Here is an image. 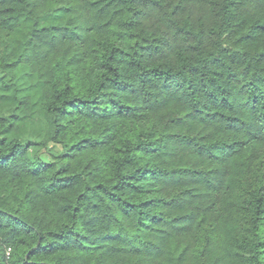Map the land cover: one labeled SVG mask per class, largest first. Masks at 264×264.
<instances>
[{
	"label": "trees",
	"instance_id": "16d2710c",
	"mask_svg": "<svg viewBox=\"0 0 264 264\" xmlns=\"http://www.w3.org/2000/svg\"><path fill=\"white\" fill-rule=\"evenodd\" d=\"M0 264H264V0H0Z\"/></svg>",
	"mask_w": 264,
	"mask_h": 264
},
{
	"label": "rangeland",
	"instance_id": "374dc122",
	"mask_svg": "<svg viewBox=\"0 0 264 264\" xmlns=\"http://www.w3.org/2000/svg\"><path fill=\"white\" fill-rule=\"evenodd\" d=\"M36 148L32 149L31 153L34 154L36 152Z\"/></svg>",
	"mask_w": 264,
	"mask_h": 264
}]
</instances>
